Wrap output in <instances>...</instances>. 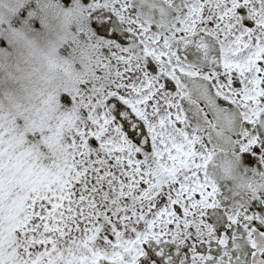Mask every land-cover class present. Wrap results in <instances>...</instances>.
I'll use <instances>...</instances> for the list:
<instances>
[{"label":"snow or ice","instance_id":"6c2138e0","mask_svg":"<svg viewBox=\"0 0 264 264\" xmlns=\"http://www.w3.org/2000/svg\"><path fill=\"white\" fill-rule=\"evenodd\" d=\"M0 264H264V0H0Z\"/></svg>","mask_w":264,"mask_h":264}]
</instances>
